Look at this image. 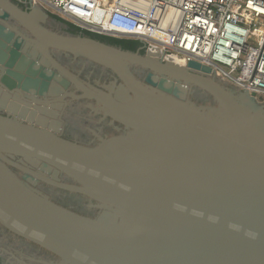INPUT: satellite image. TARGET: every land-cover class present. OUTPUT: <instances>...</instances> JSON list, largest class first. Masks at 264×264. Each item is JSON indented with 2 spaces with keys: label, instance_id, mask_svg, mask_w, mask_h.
Returning <instances> with one entry per match:
<instances>
[{
  "label": "water",
  "instance_id": "obj_1",
  "mask_svg": "<svg viewBox=\"0 0 264 264\" xmlns=\"http://www.w3.org/2000/svg\"><path fill=\"white\" fill-rule=\"evenodd\" d=\"M49 18L30 0H0V111L8 113L0 114V223L70 264H264V103L195 61L182 67L85 34L64 36L44 26ZM50 49L100 64L122 83L110 94L86 88ZM39 50L133 132L84 147L28 113L32 104L12 107L13 96L36 102L70 85ZM131 65L149 71L144 82ZM192 87L214 104L190 100ZM63 173L78 184L64 183ZM41 182L104 210L96 219L72 212L39 191ZM125 214L136 228L121 227ZM140 220L151 227L140 229Z\"/></svg>",
  "mask_w": 264,
  "mask_h": 264
},
{
  "label": "built area",
  "instance_id": "obj_2",
  "mask_svg": "<svg viewBox=\"0 0 264 264\" xmlns=\"http://www.w3.org/2000/svg\"><path fill=\"white\" fill-rule=\"evenodd\" d=\"M102 37L133 40L145 55L195 61L238 90L264 97V0H30Z\"/></svg>",
  "mask_w": 264,
  "mask_h": 264
},
{
  "label": "flooded vegetation",
  "instance_id": "obj_3",
  "mask_svg": "<svg viewBox=\"0 0 264 264\" xmlns=\"http://www.w3.org/2000/svg\"><path fill=\"white\" fill-rule=\"evenodd\" d=\"M22 7L24 10H30V7L27 5ZM50 21H53V24H56L55 27L52 26L54 28L49 26L51 25ZM10 23L20 28L23 32H26L17 22L12 20ZM44 26L50 31L64 36H78L80 34L87 35L83 31L73 32L68 24L57 20L54 16L49 18L46 23H44ZM28 36L34 38L32 35ZM114 47L131 52L122 47ZM31 51L32 49H30V52ZM137 52L145 55L142 46ZM49 55L68 72L72 73L86 88L92 90L97 89L102 93L110 94L111 91L117 90L118 86L122 83L121 79L114 71L86 58L75 57L71 53L54 49L49 50ZM38 58L49 63L50 67L55 69L49 56L46 55V52L39 50ZM130 69L134 76L142 82H144V79L149 72L147 69L137 65H131ZM55 70L61 73L58 69ZM61 74L64 75L63 73ZM64 76L70 81V85L65 93L60 95L64 97V106L62 108L59 106L61 103L60 96L39 97L35 102L26 94H23L20 99H16L13 96L12 100H10V103H13L11 106L14 108L24 107L25 101L32 104V107L27 111L28 113L33 110L36 111L38 115L48 121L47 123L49 127L51 123H54L53 127L59 131L58 135L62 139L84 147L97 148L106 139L120 135H129L133 132V129L127 128L124 124L115 120L109 114L104 113L101 110L102 102H99L98 99L84 92L83 89L70 77L66 75ZM190 100L194 101L197 105H202L201 103L205 102L210 105L214 104L212 97L197 87H192ZM202 100H204V102H199ZM0 114L8 116V113L3 110L0 111ZM127 158L131 163H136L138 166L144 164L145 167H151L154 165L153 160L144 162L146 159L143 157L134 158V155H128ZM20 160L21 158L17 157L15 162L23 165ZM15 172L20 177L24 174L19 170H15ZM60 177L64 183L78 184V182L64 173L61 174ZM37 189L47 195L49 199L56 204L88 218L96 219V217L104 210L101 207L102 204L100 202L90 199L80 193L61 190L43 182L38 185ZM114 209V207L109 206V210ZM135 218V216L129 218L128 214H125L124 216L122 215L120 218L121 227L124 229L136 228L132 224ZM138 224L140 225V229L151 227L143 220H140ZM0 264L70 263L44 247L14 234L0 223Z\"/></svg>",
  "mask_w": 264,
  "mask_h": 264
},
{
  "label": "trees",
  "instance_id": "obj_4",
  "mask_svg": "<svg viewBox=\"0 0 264 264\" xmlns=\"http://www.w3.org/2000/svg\"><path fill=\"white\" fill-rule=\"evenodd\" d=\"M54 18H56L57 20L64 22L65 24H68L71 28V30H73V32H81V29L75 27L74 25L63 21L62 19H60L58 16H54ZM87 36H92L106 44L112 45V46H118V47H122L125 50L131 51V52H137L138 49L141 47L140 43H138L137 41H133V40H121V39H115V38H110V37H102V36H96V35H92V34H88L86 33Z\"/></svg>",
  "mask_w": 264,
  "mask_h": 264
},
{
  "label": "rangeland",
  "instance_id": "obj_5",
  "mask_svg": "<svg viewBox=\"0 0 264 264\" xmlns=\"http://www.w3.org/2000/svg\"><path fill=\"white\" fill-rule=\"evenodd\" d=\"M42 8L44 9L45 12H47L50 15V18L52 16H58L49 6H44ZM50 23H51V25H49V26H51V27L54 26L55 27L56 24L55 23L53 24V21H50ZM54 27H52V28H54ZM222 84L227 86V87H229L230 89H237L234 86H231L230 84L229 85L226 84V83H222ZM257 101H258V103H264V97L259 95L258 98H257Z\"/></svg>",
  "mask_w": 264,
  "mask_h": 264
}]
</instances>
